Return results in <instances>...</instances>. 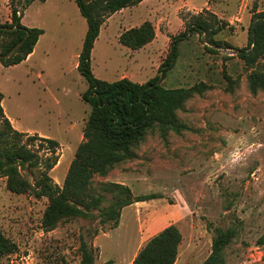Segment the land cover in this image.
<instances>
[{
  "label": "rangeland",
  "instance_id": "1",
  "mask_svg": "<svg viewBox=\"0 0 264 264\" xmlns=\"http://www.w3.org/2000/svg\"><path fill=\"white\" fill-rule=\"evenodd\" d=\"M256 11H264V0H144L110 17L92 52L93 74L138 84L159 75L172 37L195 17L216 16L226 24L215 36L222 48L198 33L183 41L162 83L165 88L207 85L178 113L188 129L171 132L166 140L158 131L148 134L137 159L94 179L99 189L119 183L135 196L161 198L125 208L116 229L76 218L47 232L42 217L48 200L13 194L0 178V228L17 245L0 264H80L82 239L93 248L95 264H133L147 241L170 225L183 236L176 264H203L218 228L237 230L225 250L226 264H264V92L250 91L252 70L238 57L249 45ZM147 21L156 30L151 44L132 50L119 42L123 32ZM0 23H11L7 0H0ZM22 23L45 34L30 62L8 68L0 63L2 105L17 131L59 143V162L50 175L62 186L91 112L83 100L88 84L78 70L87 21L74 0H36L25 8ZM258 67L264 71V60ZM24 175L32 179L30 171Z\"/></svg>",
  "mask_w": 264,
  "mask_h": 264
},
{
  "label": "trees",
  "instance_id": "2",
  "mask_svg": "<svg viewBox=\"0 0 264 264\" xmlns=\"http://www.w3.org/2000/svg\"><path fill=\"white\" fill-rule=\"evenodd\" d=\"M24 1L9 0L11 23H0V63L6 68L24 62L45 33L42 29L23 25L25 9L22 14L20 9ZM34 1L28 0L26 7ZM39 1L44 3L47 0ZM74 1L87 21L78 70L88 84L83 100L90 105L91 112L84 128L83 142L62 186L56 184L50 175L59 162V143L17 131L5 115L0 93V178L6 179L7 189L13 194L30 193L36 199L48 200L42 217V228L47 232L76 218L98 220L102 227L116 229L125 208L161 198L156 194L135 196L129 186L119 183H104L99 189L94 187V179L106 177L116 166L137 159V149L148 134L158 131L166 140L171 132L181 134L188 129L178 113L185 109L191 98L206 92L207 85L165 88L162 83L175 67L183 41L198 33L205 36L210 46L222 48L215 36L226 28L225 23L219 24L216 16L211 20L197 16L183 33L172 37L169 54L157 77L145 84L128 78L107 82L96 78L91 67L92 52L101 28L114 14L144 0ZM155 38V27L147 21L123 32L119 42L132 50H140ZM20 43L21 46L13 52ZM238 51V57L252 70L248 75L250 91L253 94L264 92V71L258 67L264 60V11L254 12L249 27V45ZM41 151L44 153L40 154ZM25 171L31 172L32 179L24 175ZM236 234V228L216 229L212 252L203 264H226L225 250ZM182 241L178 227L170 225L147 241L133 264H176ZM79 250L80 264H95V252L84 239ZM16 251L17 245L0 228V260ZM105 264H113V261Z\"/></svg>",
  "mask_w": 264,
  "mask_h": 264
},
{
  "label": "crops",
  "instance_id": "3",
  "mask_svg": "<svg viewBox=\"0 0 264 264\" xmlns=\"http://www.w3.org/2000/svg\"><path fill=\"white\" fill-rule=\"evenodd\" d=\"M7 1H9V0H7ZM37 1H38V0H37ZM47 1H48V0H47ZM47 1L44 2V3H47ZM22 21H23V19H22ZM23 25H24V24H23ZM27 27H29V26H27ZM30 28H33V27H30ZM44 34H45V33H44ZM44 34L40 37V39H39L37 45L35 46V49H34L33 53L30 54V55L28 56V58H27L24 62H22L21 64L30 62V61L36 56L37 48H38V46H39V44H40V42H41V40H42ZM10 120H11V119H10ZM11 123L13 124V121H12V120H11ZM136 255H137V254H136ZM136 255H135V256H136Z\"/></svg>",
  "mask_w": 264,
  "mask_h": 264
},
{
  "label": "water",
  "instance_id": "4",
  "mask_svg": "<svg viewBox=\"0 0 264 264\" xmlns=\"http://www.w3.org/2000/svg\"><path fill=\"white\" fill-rule=\"evenodd\" d=\"M27 1H28V0H25V1L23 2L22 8L20 9V14H22V13L24 12V9H25V7H26ZM21 44H22V43L18 44V45L13 49V52H14L17 48H19V47L21 46Z\"/></svg>",
  "mask_w": 264,
  "mask_h": 264
}]
</instances>
